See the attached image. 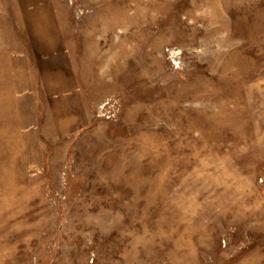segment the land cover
I'll return each mask as SVG.
<instances>
[{"label":"rangeland","instance_id":"374dc122","mask_svg":"<svg viewBox=\"0 0 264 264\" xmlns=\"http://www.w3.org/2000/svg\"><path fill=\"white\" fill-rule=\"evenodd\" d=\"M0 264H264V0H0Z\"/></svg>","mask_w":264,"mask_h":264},{"label":"crops","instance_id":"0c3cea01","mask_svg":"<svg viewBox=\"0 0 264 264\" xmlns=\"http://www.w3.org/2000/svg\"><path fill=\"white\" fill-rule=\"evenodd\" d=\"M44 4L35 5L31 8L32 15L35 16L36 22L40 23V11L43 12ZM29 17L30 21L28 22V26H30L31 32V43L34 54L38 57V62L42 65L40 72H42V67L45 65L51 66L48 67L45 72H42V86L46 89V92L50 94V96H62V95H73L76 98L80 95V85L77 84L76 78L74 76H69L62 66L64 62L66 49L64 45L63 36L60 33L61 28L58 26H54L52 29H43L42 28H31L32 21ZM42 20V19H41ZM34 24V23H33ZM37 24V23H36ZM35 25V24H34ZM41 26V24H38ZM33 26V25H32ZM50 31V32H49ZM40 67V66H39ZM50 72V75L48 74ZM51 76V77H50ZM75 119L81 120V114H76Z\"/></svg>","mask_w":264,"mask_h":264}]
</instances>
